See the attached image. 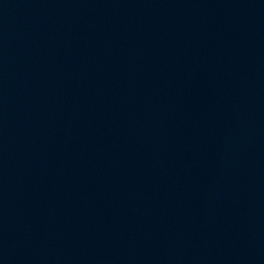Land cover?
Listing matches in <instances>:
<instances>
[{"label": "water", "instance_id": "95a60500", "mask_svg": "<svg viewBox=\"0 0 264 264\" xmlns=\"http://www.w3.org/2000/svg\"><path fill=\"white\" fill-rule=\"evenodd\" d=\"M0 264H264V0H0Z\"/></svg>", "mask_w": 264, "mask_h": 264}]
</instances>
